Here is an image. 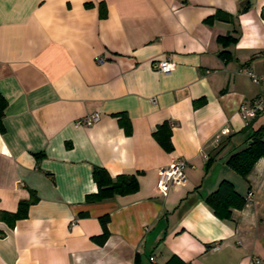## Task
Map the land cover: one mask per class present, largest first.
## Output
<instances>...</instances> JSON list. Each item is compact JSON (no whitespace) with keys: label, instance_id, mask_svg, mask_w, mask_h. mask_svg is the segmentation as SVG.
Wrapping results in <instances>:
<instances>
[{"label":"crops","instance_id":"1","mask_svg":"<svg viewBox=\"0 0 264 264\" xmlns=\"http://www.w3.org/2000/svg\"><path fill=\"white\" fill-rule=\"evenodd\" d=\"M217 10L232 18L207 23ZM245 68L264 76V0H0V211L37 197L0 220V264H264V157L245 177L227 165L264 129L240 111L262 88ZM178 158L185 181L162 196ZM94 167L138 187L88 200ZM221 180L252 193L225 219L205 202Z\"/></svg>","mask_w":264,"mask_h":264},{"label":"trees","instance_id":"2","mask_svg":"<svg viewBox=\"0 0 264 264\" xmlns=\"http://www.w3.org/2000/svg\"><path fill=\"white\" fill-rule=\"evenodd\" d=\"M103 15L104 13L101 11L100 16ZM231 18L230 15L217 10L213 15L206 18V22L211 23L214 19L228 21ZM217 40L225 46L232 42L234 38L231 36H218ZM226 53L227 51L223 50L220 52V55L225 56ZM5 106L6 100L0 94V124ZM263 131L264 129L262 127L255 130L250 137L247 147L232 154L227 159V165L242 177L247 175L257 159L264 157V141L262 139ZM153 136L164 150H172L169 124H160L153 132ZM92 176L97 186V192L88 195L86 197L88 200H101L114 194H127L135 191L138 187L135 175H119L115 179H111L103 168L94 167L92 170ZM36 199L35 192H30L29 198L22 199L18 202L17 210L15 212L0 211V220L12 224L15 220L24 218L28 207L33 204ZM205 202L211 207L213 213L217 217L225 219L230 217L232 209H241L246 203V199L234 190L231 182L228 180H221L216 189L205 198ZM106 219L102 218V222ZM106 233L104 232V234L99 237L100 241H104ZM165 264L188 263L182 262L177 256L173 255Z\"/></svg>","mask_w":264,"mask_h":264},{"label":"built area","instance_id":"3","mask_svg":"<svg viewBox=\"0 0 264 264\" xmlns=\"http://www.w3.org/2000/svg\"><path fill=\"white\" fill-rule=\"evenodd\" d=\"M98 63H102L104 59L102 57H96ZM158 71L162 73H169L171 71V63L164 59L160 60L155 64ZM245 71L249 78L253 82H260L262 84L260 94L254 98L248 106H240L242 116L246 119L247 117H254L257 114L264 112V76H257L253 74L249 69L245 68ZM153 100V99H152ZM99 113L93 112L87 114L77 121V124L89 126L94 122L98 121ZM186 161L183 159H175L168 166L159 169L158 179L156 182V190L162 196L168 193L169 188L174 184H179L185 181L184 169ZM252 193H248L246 200H250ZM214 250L219 247V244L215 243L211 246Z\"/></svg>","mask_w":264,"mask_h":264}]
</instances>
